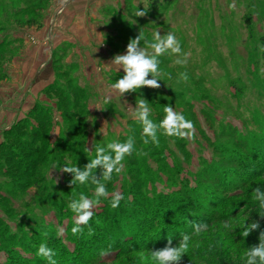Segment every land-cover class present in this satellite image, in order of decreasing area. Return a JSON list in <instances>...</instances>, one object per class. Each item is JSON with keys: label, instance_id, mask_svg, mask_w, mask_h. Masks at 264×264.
<instances>
[{"label": "rangeland", "instance_id": "rangeland-1", "mask_svg": "<svg viewBox=\"0 0 264 264\" xmlns=\"http://www.w3.org/2000/svg\"><path fill=\"white\" fill-rule=\"evenodd\" d=\"M32 1L0 0V38L32 34L29 26H41L45 18L54 28L52 37L46 32V46L60 34L81 32L82 39L61 46L50 59L53 89L39 95L37 89L31 91L41 109L27 112L25 120L12 123L9 134H0V264H47L37 255L40 243L55 251L57 264H149L147 252L153 250L146 248L153 247L167 225L161 221L166 207L160 206L166 199L203 221L221 212L207 232L193 238L198 249L214 254L199 262L191 257L193 245L179 264H243L242 253L259 243L264 230V217L252 209L251 192L257 184L264 188V176L252 177L264 168V0H173L161 8L151 7V0H82L75 32L68 22L61 23L64 31L56 29L59 20L67 21L54 12L56 6L62 9V0L16 14ZM143 5L153 15L132 16ZM156 30L176 35L187 63L174 64L177 54L161 56L159 87L144 86L120 97L110 85L124 73L110 64L112 57L123 54L139 34L141 47L151 52L144 40L151 41ZM180 73L187 80L179 79ZM142 97L154 122L164 117L165 104L183 112L193 121L194 137L158 131L159 143L145 144L130 108ZM127 135L135 141L133 153L109 181H103L99 166L94 170L110 195L73 234L69 201L81 193L93 198L95 185H73L62 165L83 168L94 158L97 144L122 142ZM114 192L124 197L116 208L110 204ZM198 198L205 199L203 206ZM223 202L230 204L225 210ZM247 210L245 223L256 220L259 228L246 237L240 228L230 233L222 228L224 220L233 216L237 221ZM147 213L159 214L157 223L136 236L132 226Z\"/></svg>", "mask_w": 264, "mask_h": 264}, {"label": "clouds", "instance_id": "clouds-1", "mask_svg": "<svg viewBox=\"0 0 264 264\" xmlns=\"http://www.w3.org/2000/svg\"><path fill=\"white\" fill-rule=\"evenodd\" d=\"M148 6L143 5L142 9H135L134 17L146 15ZM134 23V20H133ZM142 35L130 39L126 45L123 54L114 55L111 59V65L115 68L123 69V76L110 85V88L117 91L121 97L124 93L138 91L141 87L158 88L161 72H160V57L164 55L177 54V58L173 61L174 64H186V54H182L180 42L176 35L167 32L160 34L157 30L152 34V40H144V43L151 49V52L141 47ZM179 79L187 80L186 73H180ZM179 82V81H178ZM143 97L135 101V107L131 108L132 117L142 126V135L144 143L151 141L154 144L159 143L158 131L168 137H179L192 139L194 137V124L191 119L185 117L183 112L174 110L173 106L165 104L163 112L164 117L159 122H154L150 119V106ZM109 98L106 97L104 103H108ZM135 141L132 135H127L126 140L122 142L113 141L111 143L97 144L95 146V156L83 168H78L77 165H62V171L72 174L71 183L85 184L91 181L95 185L93 198L81 193L78 198H72L69 201L68 207L75 214V223L71 229L73 234L81 231L82 225H87L93 217V208L104 198L108 197L105 183L101 179H97L93 172L99 166L101 168V176L103 181H109L113 178V174H119L123 168V161L126 156H129L134 151ZM61 166V165H60ZM55 168V166H53ZM100 176V177H101ZM257 184L252 189V200L255 201V208H252L260 217H264V188ZM123 194L114 192L111 194L110 204L112 208L119 206L123 199ZM249 212L242 214L239 220L234 221L233 216L222 222V228L230 233L233 229L240 228V235L246 237L250 231L259 228V223L256 220L245 223ZM192 231L180 234L179 240L175 245L171 244L169 239L168 244L162 249L148 251L147 259L149 264H179L182 255L186 254L190 247L195 243L198 246V241H194V237H200L209 229V224L203 220L199 222H191ZM60 234L63 229L59 230ZM259 243L255 246L246 247L242 253L241 259L243 264H264V230L259 232ZM37 255L44 258L47 264H57L55 259V251L48 247L45 243H40L37 248Z\"/></svg>", "mask_w": 264, "mask_h": 264}, {"label": "crops", "instance_id": "crops-1", "mask_svg": "<svg viewBox=\"0 0 264 264\" xmlns=\"http://www.w3.org/2000/svg\"><path fill=\"white\" fill-rule=\"evenodd\" d=\"M46 1L48 0L43 2ZM62 2L63 4L60 5L62 9L58 11L59 6H56L54 12L58 18L64 17L63 20L67 21L59 20L56 29L61 28L64 31L61 23L68 22L73 25L72 30L75 32L83 16L78 9L82 5V0H62ZM42 23L41 26H29L32 34L24 33L11 39L13 43L10 56L3 61V69L0 71V134L9 129L15 120L22 118L34 105L35 98L31 96V91L37 89L36 94L39 95L51 83L48 67H51L50 59L56 50L66 43L76 42V37L82 39L81 32L74 34V37L60 34L56 36L60 38L55 43L46 46V32L52 37L51 31L54 28L47 26L45 18ZM77 44L76 42L75 45Z\"/></svg>", "mask_w": 264, "mask_h": 264}, {"label": "trees", "instance_id": "trees-1", "mask_svg": "<svg viewBox=\"0 0 264 264\" xmlns=\"http://www.w3.org/2000/svg\"><path fill=\"white\" fill-rule=\"evenodd\" d=\"M43 1L44 0H34V1L31 2V4H28V5H26V7H23L20 11H17L16 14L17 15L18 14L21 15L23 13H27V12L31 11L29 9H33V8L35 9L38 6L43 5L44 4ZM172 2H173V0H151L150 6L153 7V8H161V7L168 6ZM146 14L149 15V16L153 15L151 13V11H149L148 9H147ZM37 15H38V11L34 12V16L36 17ZM20 18H22V17L19 16V19ZM23 20H25V19H23ZM0 26H3V25H0ZM10 41H11V39L9 40L7 35H2L1 38H0V66L2 65L3 61H6L9 58V56H10L9 54L11 53V49H12V43ZM261 42L264 45V37L262 38ZM53 87H54V84L50 83L43 89V91L51 90V89H53ZM56 88L59 89V87H55L54 89H56ZM79 91L81 92L80 96H84L85 95V92L83 91L82 87H80ZM68 95L69 94H65L63 97L68 99ZM74 100H75V98H74ZM74 104H75V102H74ZM34 109H39L40 110L41 108L38 107V105L35 103L34 107L28 111V114H33ZM157 117L160 119L159 115H157ZM25 118L26 117H23L20 120H25ZM10 129L11 128L4 130L3 131V135L9 134ZM263 176H264V168L260 169L252 177L255 180V179L261 178ZM244 182L245 181H243V183ZM262 185L264 186V183H262ZM240 195H238V196H240ZM246 195H247V193H245V196ZM228 199L231 200L232 197H229ZM204 200L205 199L199 201V198H198V202L200 203L199 206H203L204 205ZM223 204H225V202H223ZM170 205L171 204L168 201V199H166L162 203V205H160L163 208L165 206L166 209H168V210L162 209V212H161L166 217L165 218L163 216L165 218V220L162 219L161 221L164 222L163 223L164 225H166V224L167 225L161 228L162 235L159 234L160 235V239H157L156 242L152 241V242H154L153 243V247L148 246V248H146V249H150V250L162 249L163 247H165L166 244H168L169 239H171V244L175 245L178 242V240H179L180 234L192 231L191 222H194V221L199 222V221H201V219L199 218L200 216L193 215L191 212H188L184 205L180 204V206L178 205L176 207H174V205H171V207H170ZM229 206H230V204L228 202V203L225 204L223 209L225 210ZM167 207H169V208H167ZM160 209H161V207H160ZM157 212H159V209H158ZM217 213H221V212L220 211L214 212V214L212 215L211 218H205L204 221L207 222L209 225L213 224L215 221L220 219L219 217H221ZM158 215L159 214L153 215L151 213H147V214H144V215L143 214L139 215L138 219L136 220V222L132 226L133 227L132 230L136 231V236H138V234L141 235L146 229L147 230H152L155 227L154 225L157 223ZM225 217H226V215H225ZM162 229L164 230V232L162 231ZM165 232H166V234H165ZM163 235H165V236L163 237ZM79 240H80V242L81 241H85L86 238H80ZM143 241H144V238H141L140 242H143ZM163 242H165V243L163 244ZM193 245L196 246L195 243ZM141 248L142 247H140V249ZM195 250L196 251L193 250V253H192L191 257H194V258L198 259V261L201 260V258H203V257H209L210 255L214 254L213 252L212 253L209 252V251L207 252L204 249H198L197 246L195 247ZM98 256H100V255H98ZM98 256H95V257H98ZM199 262H201V261H199Z\"/></svg>", "mask_w": 264, "mask_h": 264}]
</instances>
